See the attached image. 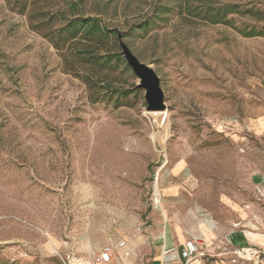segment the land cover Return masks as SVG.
Segmentation results:
<instances>
[{
	"label": "rangeland",
	"instance_id": "obj_1",
	"mask_svg": "<svg viewBox=\"0 0 264 264\" xmlns=\"http://www.w3.org/2000/svg\"><path fill=\"white\" fill-rule=\"evenodd\" d=\"M72 1L36 0L27 14L16 0H0V264H82L76 240L89 233L101 249L105 228L113 234L133 216L149 218L154 185L164 193L190 184L189 202L222 232L211 236L207 257L218 256L216 244L232 230L256 231L264 216L255 188L264 176V36L240 30L264 27V0H77V9ZM227 4L239 10L231 24L197 15ZM75 14L120 31L153 66L165 110H146L116 31L60 50L35 29L51 33ZM88 48L109 62L91 64Z\"/></svg>",
	"mask_w": 264,
	"mask_h": 264
},
{
	"label": "crops",
	"instance_id": "obj_2",
	"mask_svg": "<svg viewBox=\"0 0 264 264\" xmlns=\"http://www.w3.org/2000/svg\"><path fill=\"white\" fill-rule=\"evenodd\" d=\"M257 126L264 131V117L259 120ZM175 169L182 170V164H178ZM256 182L264 183V176ZM157 187L160 206L156 208L152 203L153 210L150 211V216H147L149 218L133 216V222L128 223L127 228H115L113 234L109 228H105L101 241L104 246L110 244L115 247L125 264H181L179 252L165 254L164 250L173 246L183 247L185 241L193 234L202 235L210 242L213 240L211 236L219 237L222 233L205 207L189 202L190 184H182L181 187L173 185L165 189L164 193L158 185ZM251 224L253 227L254 223ZM254 229L256 231L252 228L232 230L227 236L232 246L254 245L264 252V216H261L260 224L254 225ZM248 231L253 233L252 236L248 235ZM103 247L99 249L93 236L88 233L85 238L76 240L72 247L73 257L82 264L91 261L94 263V256ZM126 250L131 252L128 257L124 256ZM217 254L218 258L205 256L190 260L186 264H230L221 257L222 254Z\"/></svg>",
	"mask_w": 264,
	"mask_h": 264
},
{
	"label": "trees",
	"instance_id": "obj_3",
	"mask_svg": "<svg viewBox=\"0 0 264 264\" xmlns=\"http://www.w3.org/2000/svg\"><path fill=\"white\" fill-rule=\"evenodd\" d=\"M10 1V0H8ZM19 3L18 11L20 13H27L28 14V7L30 4L35 2L36 0H16ZM204 2H208L205 0ZM188 3V0H182L181 5ZM77 0L72 1L70 3V7L72 9L78 8ZM234 12H239L238 6L235 4H227L220 6L218 8H212L210 6L208 9L201 11L197 15H202L203 19L212 22V23H224V24H231L232 21L229 19V15ZM247 14H252L254 17L258 19H262V17L257 16L260 15V12H254L252 9H248L244 11ZM57 14V13H56ZM55 15V13L53 14ZM58 16V14L56 15ZM66 23L63 24L58 30L53 32H45L42 31L40 28L35 27L39 32H41L45 37H47L56 48L62 50L67 47L68 43L76 41L77 37H82L83 39H87L89 41L99 42L102 38L109 37L112 33L117 34L118 31L116 29L106 28L101 24V20L98 17L94 16H82V14H75L72 18L68 19L64 17ZM234 25V24H232ZM241 33L247 36H255V35H262L264 36V27L261 29L251 28V30H240ZM119 39V37H118ZM90 49V50H89ZM88 61L91 64L100 63V59L104 58L101 57L95 49L88 48ZM109 62L108 60H104L101 63Z\"/></svg>",
	"mask_w": 264,
	"mask_h": 264
},
{
	"label": "built area",
	"instance_id": "obj_4",
	"mask_svg": "<svg viewBox=\"0 0 264 264\" xmlns=\"http://www.w3.org/2000/svg\"><path fill=\"white\" fill-rule=\"evenodd\" d=\"M255 188L261 198L264 197V183H257ZM152 203L156 208L160 206V194L157 185H154L152 191ZM162 237V236H161ZM218 248H222L220 254L231 253L234 255L232 258L233 262L238 260L250 261L252 264H264V252L254 245H244V246H232V242L226 235L216 244ZM230 248V249H229ZM215 249L214 245L211 244L204 236L193 234L188 238L183 247H169L164 250L165 254H170L173 252H179L182 259L181 264H186L190 260L196 258H204L205 256L212 253ZM130 251L126 250L124 256L128 257ZM95 264H125L118 251L112 245H106L103 249L94 256Z\"/></svg>",
	"mask_w": 264,
	"mask_h": 264
},
{
	"label": "water",
	"instance_id": "obj_5",
	"mask_svg": "<svg viewBox=\"0 0 264 264\" xmlns=\"http://www.w3.org/2000/svg\"><path fill=\"white\" fill-rule=\"evenodd\" d=\"M119 42L127 63L131 66L134 73L139 79L138 88L146 90V110L162 111L167 108L165 92L161 86V78L152 65L141 61L123 41L122 33L118 31Z\"/></svg>",
	"mask_w": 264,
	"mask_h": 264
}]
</instances>
